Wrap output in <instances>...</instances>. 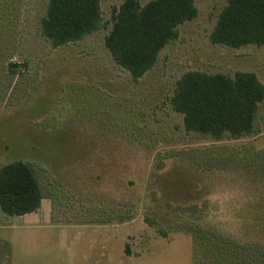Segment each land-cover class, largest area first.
<instances>
[{
	"label": "rangeland",
	"instance_id": "374dc122",
	"mask_svg": "<svg viewBox=\"0 0 264 264\" xmlns=\"http://www.w3.org/2000/svg\"><path fill=\"white\" fill-rule=\"evenodd\" d=\"M124 1L102 0L103 27L54 48L49 0H0V167L27 162L49 197L35 219L0 208V264H264V102L260 133L240 139L187 132L170 103L191 71L264 84V47L213 45L227 1L194 0L197 18L134 81L105 45Z\"/></svg>",
	"mask_w": 264,
	"mask_h": 264
},
{
	"label": "trees",
	"instance_id": "16d2710c",
	"mask_svg": "<svg viewBox=\"0 0 264 264\" xmlns=\"http://www.w3.org/2000/svg\"><path fill=\"white\" fill-rule=\"evenodd\" d=\"M214 30L213 45L264 47V0H226ZM102 0H49L40 31L54 48L77 42L103 27ZM198 16L194 0H125L113 12L105 38L112 58L134 81L153 70L160 52L179 37V26ZM9 68H18L10 64ZM264 85L252 72L234 77L200 71L185 73L170 99L184 116L187 132L215 139H240L260 133ZM45 194L35 170L24 161L0 167V208L8 216L35 212Z\"/></svg>",
	"mask_w": 264,
	"mask_h": 264
},
{
	"label": "crops",
	"instance_id": "0c3cea01",
	"mask_svg": "<svg viewBox=\"0 0 264 264\" xmlns=\"http://www.w3.org/2000/svg\"><path fill=\"white\" fill-rule=\"evenodd\" d=\"M249 46V45H248ZM258 77V76H257ZM258 79H259V77H258ZM260 80V79H259ZM261 81V80H260ZM262 83V82H261ZM263 84V83H262ZM264 85V84H263ZM48 198L49 197H44L43 198V200H42V202H41V205H40V207L35 211V212H33V213H30V214H27V215H24V216H33L34 217V219L36 218V216H38V214H39V211L44 207V205L47 203V200H48ZM19 217H21V216H19ZM58 223V222H57ZM38 223H33V224H31V225H28L27 227H34V225H37ZM61 225H64V224H62V223H60ZM52 227H55L54 225H52ZM4 228H7V230H9L10 229V224H7V226H4V225H1L0 226V230H4Z\"/></svg>",
	"mask_w": 264,
	"mask_h": 264
}]
</instances>
